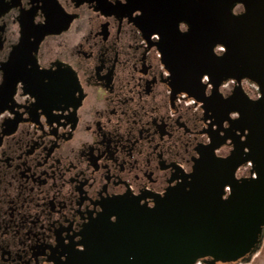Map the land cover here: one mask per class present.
I'll return each mask as SVG.
<instances>
[{"label": "flooded vegetation", "instance_id": "obj_1", "mask_svg": "<svg viewBox=\"0 0 264 264\" xmlns=\"http://www.w3.org/2000/svg\"><path fill=\"white\" fill-rule=\"evenodd\" d=\"M240 0H0V264H66L124 206L153 208L217 161L256 176L264 92L247 76L182 82L166 45L193 30L227 54ZM251 27H263L250 24ZM264 44V32L251 34ZM258 49L254 50V52ZM222 197L231 194L225 183ZM197 264H203L201 262ZM264 264L263 238L245 261Z\"/></svg>", "mask_w": 264, "mask_h": 264}, {"label": "water", "instance_id": "obj_2", "mask_svg": "<svg viewBox=\"0 0 264 264\" xmlns=\"http://www.w3.org/2000/svg\"><path fill=\"white\" fill-rule=\"evenodd\" d=\"M247 12L223 23L239 24L208 33H223L228 51L214 57L200 38V30L181 37L180 44L166 45L165 56L177 79L197 81L201 73L247 76L264 92V44L252 43L251 34L264 32V0H240ZM257 50L254 52V50ZM256 176L237 179L217 161L212 170L198 164L190 190L179 187L160 198L155 207L124 206L116 223L96 230L86 250L66 264H234L247 260L264 234V146L250 137ZM237 163V161H236ZM225 183L231 194L222 197Z\"/></svg>", "mask_w": 264, "mask_h": 264}]
</instances>
